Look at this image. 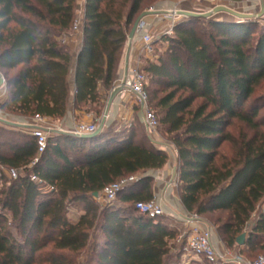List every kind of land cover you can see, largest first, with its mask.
Instances as JSON below:
<instances>
[{"label": "trees", "instance_id": "trees-1", "mask_svg": "<svg viewBox=\"0 0 264 264\" xmlns=\"http://www.w3.org/2000/svg\"><path fill=\"white\" fill-rule=\"evenodd\" d=\"M145 1L85 0L76 108L90 111L96 105L95 112H102L99 86L112 88ZM77 9V0H0V70L8 87L0 110L29 117L66 115L73 58L63 36L72 29ZM259 22L183 20L174 35L160 40L164 50L144 66L150 82L166 91L155 112L178 150L184 207L203 216L228 211L216 226L218 233L248 258L258 256L250 250L264 249V208L259 207L264 199V92L255 96L264 81V25ZM11 70L16 72L10 75ZM148 91L152 103L149 81ZM137 115L145 130L139 110ZM232 119L253 133L234 137L227 130ZM225 142L232 144L230 154L221 150ZM169 158L148 134L138 137L133 124L127 131L106 129L95 137L55 133L39 155L36 138L26 128L0 122V167L27 172L12 179L5 174L0 186V264H78L86 250V264H164L173 248L181 256L179 230L166 216L148 217L136 208V202L152 198L153 176L142 175L125 186L119 204H100L93 195L127 176L161 168ZM73 202L82 203L75 219L69 215ZM253 216L245 244L238 245Z\"/></svg>", "mask_w": 264, "mask_h": 264}, {"label": "built area", "instance_id": "built-area-1", "mask_svg": "<svg viewBox=\"0 0 264 264\" xmlns=\"http://www.w3.org/2000/svg\"><path fill=\"white\" fill-rule=\"evenodd\" d=\"M210 1L211 7L205 10V12L213 11L215 6L224 5L228 0ZM234 3L239 4L240 10L238 11L252 14L255 20H260L264 17V14L260 15L264 8V0H240ZM84 5L78 9L82 17L78 21L75 20L73 25L76 33L82 34V36L84 29ZM182 5V1L178 0L171 6L157 9L160 11L151 15L153 16V20H148V17H145L140 21L135 36L131 40V49L135 46V51L134 53L132 51L129 52L128 62H125L120 77L112 87V89H120L118 95H129L132 97L134 103L139 107L145 131L156 145L168 153L170 158L177 157L178 150L174 143L165 144L157 138L160 120L150 100L148 74L144 70V61L149 59L155 60L158 56L154 50L155 42L157 40L160 41L164 36L174 35L177 24L189 18L182 13L183 10H188ZM155 30L156 36L155 34L153 35V31ZM101 118L91 123L75 124L71 133L79 136L94 133L99 127ZM19 123L20 126L26 128L36 138L39 155L47 148L51 135L65 132L61 125L53 124L50 117L41 114H35ZM36 161L37 159H35ZM18 174L19 172L15 168L7 170V175L11 179L17 178ZM144 175L157 177L155 174L148 172ZM140 176L133 174L112 182L104 187L102 195L100 196L99 194L98 197L106 204L113 203L120 191L131 182L138 180ZM30 177L38 185L47 187L45 182L36 174H31ZM172 183L175 182L172 181ZM167 192V189L154 190L152 198L136 202V208L140 213L148 217L156 218L168 215L180 223L177 242L183 245L184 257L192 255L194 259L207 260L211 264H264V254H259L255 258H248L240 249L227 246L220 237L216 225L197 211H189L185 207L182 209L176 207L167 208L169 204ZM247 232L248 229H246Z\"/></svg>", "mask_w": 264, "mask_h": 264}, {"label": "rangeland", "instance_id": "rangeland-1", "mask_svg": "<svg viewBox=\"0 0 264 264\" xmlns=\"http://www.w3.org/2000/svg\"><path fill=\"white\" fill-rule=\"evenodd\" d=\"M178 0H146L144 3H143V6H142V9L140 10L139 13L136 14V16L140 13H142L143 11L145 10H148V9H151V8H155V9H159L161 7H163V5H166V6H171L174 2H176ZM182 3H183V7L184 8H187L188 10L190 11H193V12H205V10L209 9L211 7V1L210 0H181ZM79 2L81 4H79ZM83 2H85V0H83ZM234 1H227L226 3H224V5H227V6H230L236 10H240L239 9V4L238 3H234ZM82 1L81 0H77V5H78V9L80 8V6L82 5ZM77 9V14H76V20L78 21L81 17H82V14L79 13ZM135 16V17H136ZM161 17V15H160ZM211 18H214V19H218V20H235L233 19V17L225 12H219V13H215L213 14V16ZM187 19H190V18H187ZM167 23V22H166ZM165 23V24H166ZM260 26L264 25V17H262L260 19V22H259ZM156 33V30L153 31V35ZM67 34H74L75 37L77 35L76 31L74 30V28L72 27V29L70 31H67ZM156 36V34H155ZM77 38V37H76ZM154 50L157 54H159L160 51L164 50V46L160 43L159 40H157L155 42V45H154ZM145 63L146 61H144V66H145ZM16 72V70H11L10 71V75L14 74ZM0 77H4L6 79V83L4 86V88L1 90L0 92V100H2V98H4L8 92V87H7V74L5 73V71L3 70H0ZM148 81L150 83V91H151V96H152V105L154 106V110L158 111L159 108L156 106V103L158 101V99L163 96L166 91H161V86H155L152 82H150L149 78H148ZM2 88V87H1ZM154 88H159L157 92H154ZM112 89V88H111ZM111 89H110V92H111ZM262 92H264V81L262 83V85H260L257 90H256V93H255V96H257L258 94H261ZM123 102L125 104V107L128 109H132L133 112H132V115L128 118V123L126 124L124 121H121L120 124L116 125L115 123H112L111 125H109L106 129H111V130H114V131H127L130 126L133 124L135 126V129H136V132H137V136L140 137L143 133L145 134H148L147 132H145V130L143 129L142 127V124L140 123V120H139V117L137 115V111L139 110V107L138 105H136L132 99V97H130L129 95H125L124 96V99H123ZM106 103H107V100H105L104 102V107H103V110L100 114H97L95 112V109H96V105H93L92 107V110H90L89 112L92 114V116L90 117V121L86 122V123H91L93 121H96L97 119L101 118L102 117V114H103V111L105 109V106H106ZM0 116L1 117H4L6 119H9V120H12V121H16V122H22L24 121L26 118H28L29 116H20V115H17V113H11V112H8V111H3V110H0ZM159 116L161 117V114L159 113ZM105 129V130H106ZM21 131V129H19ZM227 130H229L231 132V134L234 136V137H238L240 138L241 136H243L245 133L247 134H250V133H253V130L251 131L250 129H248L246 127V125L237 120V119H232L231 122L229 123V125L227 126ZM172 136L173 134L167 132V127L164 126L163 124H160L159 128H158V135H157V138L162 142V143H165V144H170L172 143ZM231 149H232V144L229 143V142H225L221 148L222 152L224 153H231ZM170 159V158H169ZM175 166H176V169H177V164H178V158L176 157L175 158ZM18 172L20 174H26L27 172L20 168L18 169ZM147 172H144V173H138V175H143V174H146ZM153 172H151L150 174H152ZM6 174L7 176V170L6 168H2L0 167V186H2L3 183H5V177L4 175ZM151 176V175H150ZM172 181H174L175 183H173V187H174V191H175V194L180 198V187H179V181H178V174H177V171H176V174L175 176L172 178L171 181H168L167 183L170 184L172 183ZM153 185H155L153 183ZM156 188V187H155ZM102 195V192H100V196ZM97 201L100 203V204H106L103 202L102 199H100V197H96ZM182 202V200H181ZM114 203L116 204H119L120 202L118 200L114 201ZM71 211H70V218L71 219H75L77 217V215L79 214V210L80 208H82V203H79V202H73L71 204ZM132 207H134V205H132ZM260 208H264V199L261 201L260 205H259ZM166 216V218L164 219L167 223L170 224L171 227L173 228H176L177 230L180 229V223L177 222L174 220L175 218H172L168 215H164ZM228 216V211H215V212H211V213H205L204 214V217L206 219H208L210 222L214 223L216 226H218L221 222H223L224 220H226ZM255 220V216H253V218L251 219L250 223L248 225V227L246 229H250L252 223L254 222ZM14 232L16 233L17 235V231L15 229H13ZM97 238L98 239H102V234L101 232H97L96 234ZM176 249H172L169 256H167V258L165 259V263L164 264H207L203 259H194L193 256L189 255V257H184V254L182 253L181 256H177V253H176ZM251 255H259V254H264V249L263 248H260V247H257L253 250H250L249 252ZM87 256H88V250L82 252L80 254V256L77 257V263L78 264H86V261H87ZM193 258V259H192Z\"/></svg>", "mask_w": 264, "mask_h": 264}, {"label": "crops", "instance_id": "crops-1", "mask_svg": "<svg viewBox=\"0 0 264 264\" xmlns=\"http://www.w3.org/2000/svg\"><path fill=\"white\" fill-rule=\"evenodd\" d=\"M82 1V5H84L83 0ZM79 4H81L79 2ZM82 5L80 7H82ZM166 5H163V7H165ZM148 20H153V16L149 15L147 16ZM64 39L65 41L68 43L70 50H71V54H72V58H73V63H72V67H71V72H70V82H71V87H72V92H71V103L69 106V109L66 113V115L62 118H51V121L53 124L56 125H61L65 132L70 133L71 130L74 128L75 124H79V123H86L88 121H90V117L92 116V114L87 111L85 108L84 109H79L75 107V88H76V84H75V76H76V61H77V56L78 53L82 47V42H83V36L82 34H77L76 37L74 34H64ZM128 40L126 42L125 45V49H124V53H123V59L121 61L120 67H119V72L117 74L116 80L120 77L124 64H125V55L127 52V47H128ZM131 45V44H130ZM132 51L134 53L135 51V46L134 48L131 49V46L128 50V54L129 52ZM132 53V54H133ZM115 80V82H116ZM114 82V83H115ZM113 83V85H114ZM113 87V86H112ZM4 88V86H2L1 90ZM100 88V92L102 94L103 97V102H105V100L108 99V96L110 94V90H106V88L103 85L99 86ZM112 90V89H111ZM125 95H118L111 107L109 116L107 118V122L105 125V129L111 125L112 123H115L116 125L120 124L121 121H124L126 124L128 123V118L132 115L133 110L130 108H126L125 104L123 102ZM1 97V96H0ZM104 129V130H105ZM175 157L170 158L169 161L161 168L158 169H153V170H148V173L153 172L152 174H155L157 177H153L154 178V190L156 191H160L163 189H167V197L169 200V204L167 208H171V207H176L179 209L184 208L183 203L181 202V199H179V197L175 194L174 191V187H173V183L168 184V181H171L172 178L175 176L176 174V166H175ZM156 187V188H155ZM176 221V223L178 222L176 219H174Z\"/></svg>", "mask_w": 264, "mask_h": 264}, {"label": "water", "instance_id": "water-1", "mask_svg": "<svg viewBox=\"0 0 264 264\" xmlns=\"http://www.w3.org/2000/svg\"><path fill=\"white\" fill-rule=\"evenodd\" d=\"M160 10H157V9H148V10H145L143 11L135 20L130 32L128 33V47L127 49L129 50L130 48V44H131V40L133 39V37L135 36V33H136V30H137V26L138 24L140 23V21L149 16V15H152L154 13H157L159 12ZM219 12H225L229 15H231L233 17V19L235 20H241V21H247V20H255L253 18V15L252 14H249V13H245V12H241V11H238L230 6H227V5H217L213 8V11H208V12H193V11H189V10H183L182 13L184 15H186L187 17H198V16H204V17H212L213 14L215 13H219ZM264 14V8L261 12L260 15H263ZM181 22V21H180ZM179 22V23H180ZM128 50L126 52V55H125V62L127 63L128 62ZM6 83V79L4 77H0V89L3 85H5ZM120 92V89L119 88H115V89H112L109 96H108V99H107V103H106V106H105V109L103 111V114H102V118H101V121H100V124H99V127L98 129L94 132V133H91V134H83V135H80V136H83V137H95L97 135H99L101 132L104 131L105 129V125H106V122H107V118L109 116V113H110V110H111V107L116 99V97L118 96ZM0 122H3V123H6L8 125H20L19 122H16V121H12V120H9V119H6L4 117H1L0 116ZM71 133V132H70ZM74 134V133H73ZM95 197H98L99 196V192H94L93 194ZM246 238H247V234L246 232H243L238 238H237V244L238 245H244L245 242H246Z\"/></svg>", "mask_w": 264, "mask_h": 264}]
</instances>
